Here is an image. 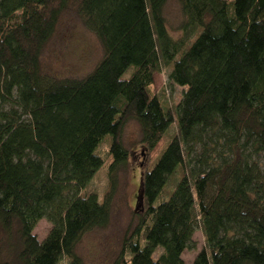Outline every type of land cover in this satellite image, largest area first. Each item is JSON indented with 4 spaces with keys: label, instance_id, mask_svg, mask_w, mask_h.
<instances>
[{
    "label": "trees",
    "instance_id": "trees-1",
    "mask_svg": "<svg viewBox=\"0 0 264 264\" xmlns=\"http://www.w3.org/2000/svg\"><path fill=\"white\" fill-rule=\"evenodd\" d=\"M166 1L78 0L102 56L83 77L59 79L42 72L40 53L68 0H0V264H85L75 246L108 225L129 118L149 151L173 123L177 132L141 174L138 223L108 264H184L197 226L207 264H264V0H178L185 35L201 28L190 45L168 34ZM162 66L185 88L174 115L149 91ZM105 136L99 202L84 189ZM40 220L50 229L39 242Z\"/></svg>",
    "mask_w": 264,
    "mask_h": 264
},
{
    "label": "rangeland",
    "instance_id": "rangeland-1",
    "mask_svg": "<svg viewBox=\"0 0 264 264\" xmlns=\"http://www.w3.org/2000/svg\"><path fill=\"white\" fill-rule=\"evenodd\" d=\"M77 4L78 0H68L67 7L62 11L52 37L41 50L40 67L44 74L59 79L81 78L95 66L102 56V47L98 39L85 28L78 16ZM162 15L168 34L173 39L186 37L184 38L186 45H190L195 39L196 32L198 34L201 31V28H197L198 31L194 30L185 35L180 27L184 17L178 0H167L163 6ZM168 71V66H162L160 72L154 75L149 91L158 96L162 105L174 115L175 107L185 88L170 84L167 80ZM176 132L175 123H173L161 143L159 142L154 150L149 151L141 143L138 123L133 118L123 122L119 140L127 152V160L125 165L119 167L113 175L115 186L110 199L108 225L102 229L85 232L75 246V253L85 264H108L118 253L124 234L127 232L129 235L136 227L138 215L133 213V209L137 199L140 176L146 170H150L159 149ZM109 142V136H105L99 144L96 151L102 164L84 189L85 193H95L99 202L109 191L107 175L111 161L108 153ZM179 176L180 171H177L170 177L161 193V199L168 196ZM49 229L50 224L45 220H40L33 228L32 234L40 242L45 238ZM0 238L4 239L2 234ZM192 242L194 248L186 249L181 254L184 264H193L201 255L207 264L206 245L199 226L192 235ZM2 253L3 255L6 253L5 246ZM160 253L161 249L157 248L153 253V258L155 259ZM59 264H65V262Z\"/></svg>",
    "mask_w": 264,
    "mask_h": 264
}]
</instances>
